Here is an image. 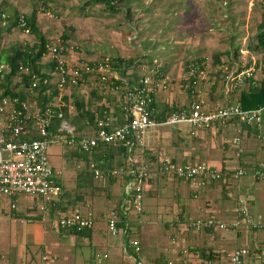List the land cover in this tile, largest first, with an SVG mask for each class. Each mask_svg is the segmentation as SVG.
<instances>
[{"label": "crops", "instance_id": "0c3cea01", "mask_svg": "<svg viewBox=\"0 0 264 264\" xmlns=\"http://www.w3.org/2000/svg\"><path fill=\"white\" fill-rule=\"evenodd\" d=\"M5 11L8 14V5ZM0 12L3 11L0 9ZM52 62H42V72L48 73ZM63 62L68 67L73 66L64 59ZM167 62V65L158 61L152 67L151 64L147 65L149 73L154 72L150 80L157 119L161 120L169 112L187 108L192 103L202 102L204 108H212L227 102L224 94L225 79L232 76L238 67L230 73L224 72L226 69L222 70V101L208 105L199 86L189 91L190 88L184 85L186 80L191 84L196 74H190L192 65L186 76L178 68L182 65L180 62ZM170 65L178 71L176 77L167 71L171 69ZM141 68L144 69L143 64L131 67L122 76L115 70L109 75L112 83L124 82L130 77L134 82L147 75L144 71L140 72ZM263 76L259 68L256 81H260ZM50 77L51 87L45 93L47 98H51L48 104L54 110L62 111L66 121L74 128L76 124L80 126L82 123L76 121L78 111L74 114L76 111L72 102L74 105L76 102L83 103L85 110L89 109L95 114L103 109L107 119L116 125L121 124L119 97L113 92L112 96L108 95L106 83H101L103 87L98 89L95 75H88L77 87L64 89L56 86L55 75ZM247 87L248 84L240 92ZM261 115L259 128L239 124L233 119L206 128L196 129L186 124L161 125L149 131L148 145L142 148V156H131L137 165L149 164L154 167L160 158L167 157L179 164L203 161L223 172L220 180L199 188L172 176H160L153 172L145 185L143 202L145 197L164 201L159 207L161 220H155L156 225H150L147 219H143V215L148 214L144 212V203L143 212L139 216L123 213L122 203L128 176L116 178L106 177L105 174L96 176L95 173L92 176V166H97V163L92 158L78 155L77 148L67 146L63 140L58 139L56 142L59 141L63 147V158L58 166L51 164L53 168L62 171V177L58 179L61 188L58 200L41 213L40 201L34 197H0V203L7 202L11 208L6 212L0 204V264H224L239 247L249 251L243 258V264H264V229H252L240 217L241 224L236 230L213 228L195 232L190 227V222L199 217L212 216L227 223L233 222L238 209H242L254 222L264 223V179L256 176L259 171H264V108ZM237 136L239 141L233 142ZM123 159L115 158L113 168L119 167ZM70 162L74 168L68 167ZM238 169L246 173L233 178L232 175ZM76 211L93 217L94 223L90 229L76 234L57 225L58 219L71 216ZM112 211L119 217L120 228L122 223L129 225L130 232L126 236L121 233L113 236L109 233L107 221ZM140 225L145 226H142L145 231L149 228H156L157 231L144 237L139 232ZM163 228L161 232L159 229ZM130 238L138 242L139 253L129 244ZM202 249L214 255H210L209 260L203 259L200 254ZM104 255L107 258H103Z\"/></svg>", "mask_w": 264, "mask_h": 264}, {"label": "built area", "instance_id": "2783aa9c", "mask_svg": "<svg viewBox=\"0 0 264 264\" xmlns=\"http://www.w3.org/2000/svg\"><path fill=\"white\" fill-rule=\"evenodd\" d=\"M20 24L25 25L21 16ZM63 48L50 45L47 47V53L44 56L49 57L55 64L43 79V85H51V77L56 76V86L59 89L70 88L80 84L84 76L98 73L103 84L119 97L118 106L121 112L123 122L119 125L114 124L109 119L97 120L96 131L93 135L75 139L74 127L67 121L62 120L59 131L64 134L52 133L50 126L53 116L56 114L53 107L48 106L43 112H40L37 105L35 112L30 113L29 101L37 96L35 89L39 85V79H33L27 91L26 101H21L18 96H4L0 100V197L16 198L18 196L34 197L40 201L41 213H44L50 206L58 200L61 195V188L58 182L62 177V171L51 166L47 155V150L58 139L63 140L67 146L75 147L79 151L90 155L98 144L126 147L128 151L134 148H145L148 145L149 131L161 125L175 126L186 124L193 128H206L215 123H223L229 120H236L239 124L259 128L262 122V109L244 110L238 103L241 97L240 90L246 84H254L256 81V61L248 63L243 67H238L232 76L226 77V89L224 94L227 96V102L224 105L212 108H204L202 102L192 103L187 108L171 114L166 120L158 123L150 109V104L154 101L153 89L151 88V76L154 72L140 78L138 84L134 87L126 85L119 86L112 83L109 73L114 70V63L109 58L96 62L79 63L68 67L63 60L59 59ZM24 74L27 69L20 67ZM6 70L5 66H0V70ZM194 66L190 67V74L196 72ZM86 77V78H87ZM123 82V81H122ZM0 92V96H1ZM59 118L61 113H57ZM30 126V127H29ZM63 136V137H62ZM67 136V137H64ZM239 136L234 137L233 142H238ZM132 164L135 161L128 158ZM139 167L127 170L125 166L113 168L105 173L106 177L123 178L128 176L125 195L123 197V213H131L134 216L142 214L143 196L145 185L153 172L160 176H172L176 179L188 182L191 186L199 188L213 181L222 178V171L216 170L203 161L196 164H179L173 160L162 157L154 167L151 165H138ZM96 176L103 175L101 171L94 172ZM246 172L238 169L232 175L233 178L241 177ZM256 176L264 179V171H259ZM14 208V205L12 206ZM240 218L252 229L256 227L264 229V223H256L243 212L237 210L236 220L227 223L215 217H199L190 222V227L195 232L200 230H209L221 228L224 230H236L240 227ZM94 219L90 215H81L77 211L75 214L63 217L57 220V225L65 230L82 232L90 229ZM119 217L115 211H112L108 221V231L111 235L122 234L124 236L129 232V225L124 224L119 227ZM136 253L140 252L138 242L128 240ZM249 254L245 248H236L229 256L226 264H243V258ZM100 259L99 256H97ZM103 258H107L106 255ZM141 262H139L140 264ZM142 264V263H141ZM152 264H167L152 263Z\"/></svg>", "mask_w": 264, "mask_h": 264}, {"label": "rangeland", "instance_id": "374dc122", "mask_svg": "<svg viewBox=\"0 0 264 264\" xmlns=\"http://www.w3.org/2000/svg\"><path fill=\"white\" fill-rule=\"evenodd\" d=\"M85 1L45 0L44 6L41 0H0V9L6 15L8 5V14L16 9L25 16L36 9L39 29L49 41L50 48H63L59 59L73 66L87 61L101 62L106 58L111 61L114 58H131L144 65L140 72L148 74L147 65L151 64L152 67L157 61L167 65L169 61L171 64L180 62L182 65L178 68L187 76L188 66L194 64L196 59H204L193 87L199 86L208 105L222 101V70L230 73L251 60L259 65L264 60V55L247 48L254 42L256 29L261 23L264 0H129V12H125L126 5H123L116 14H110L104 6L96 3L85 5ZM20 28H14L9 37L1 38L0 44L5 48L15 41L18 44H33L35 38ZM62 35L67 37L64 42ZM216 54L222 55L224 65L215 64L213 56ZM51 61L45 57L41 63ZM170 66L171 69L167 71L176 77L178 71ZM90 75H95L98 89L103 87L98 73ZM184 85L191 87L189 80ZM106 89L108 95L112 96L110 88ZM36 103L35 98L29 101L30 113L35 112ZM72 106L76 111L73 102ZM59 143H54L47 150L53 166H58L63 158V147ZM68 167L74 168V165L70 162ZM163 202L145 197L144 212L148 214L143 215V219H147L150 225H156L155 220H161L159 207ZM0 204L6 212L11 209L7 202ZM142 226L138 229L144 237L157 231L156 228L145 231ZM159 230L163 232L164 228Z\"/></svg>", "mask_w": 264, "mask_h": 264}, {"label": "trees", "instance_id": "16d2710c", "mask_svg": "<svg viewBox=\"0 0 264 264\" xmlns=\"http://www.w3.org/2000/svg\"><path fill=\"white\" fill-rule=\"evenodd\" d=\"M43 2V5L45 6V0H41ZM129 0H86V4H92L96 3L97 5L104 6L110 14H116L120 12L122 9V6L126 5L124 10L126 13L129 12V7L127 5ZM4 14L0 12V39L5 38L8 35L11 34L12 30L16 27H21V30H24L28 34L35 37L36 42L32 45L29 44H18V42H13L6 48L3 47L0 44V66H5L6 70H0V100L4 96H18L21 101H26L28 96V89L31 85V82L33 79H39V85L35 89V92L37 93V96L35 99H37V107L40 110V112H43L49 105V101H51V98H47L45 96V93L50 89V85H43V79L47 78V74L45 72H42L43 69V63L41 61L43 60L44 56L47 53V47L50 45L47 38L42 34L40 31V27L37 23V10L33 9L32 13L29 16H25L23 14H20L16 9L12 10L9 14ZM21 16L23 17L25 25L20 24ZM2 22H4L2 24ZM261 23L258 26V29H256V34L254 35V42L248 45V50L251 52H256V54H262L264 55V7L262 11V17H261ZM67 39L65 35H62L63 42ZM235 53L237 51L235 50ZM222 55L216 54L213 56V59H215L216 65H223L222 62ZM114 70L118 72L119 75H123L126 70H130L131 67L139 65V62L136 60L133 61L127 58H114ZM203 61L204 59H196V62L192 64L195 68H197L195 76L191 79L190 86L193 88V85L195 84L197 73H199V70L203 68ZM52 62V61H51ZM95 63V62H94ZM94 63H91L93 65ZM252 63V60L249 62ZM55 64V63H54ZM52 62V68L54 66ZM261 69L264 73V60L260 63ZM257 62L255 65V68L258 69L260 66ZM20 67H24V69H27V73L24 74ZM189 67L187 70H189ZM87 75L84 76V79L80 82V84L85 80ZM137 76H134V78ZM49 78V77H48ZM139 80H136L132 82L131 77L127 80L126 85L128 87H134L136 84H138ZM114 84L119 86H124L125 82L122 81H115ZM190 87L189 91L192 90ZM190 93V92H189ZM241 97L239 98L238 103L240 104V107L244 110H257V109H263L264 108V76L260 81H255L254 84H249L248 87L240 92ZM155 101V97H154ZM154 101L150 104V109L154 112V119L161 123V121L166 120L171 114L176 113L178 111H181L184 108H180L178 110H174L169 112L168 115L161 118V120L157 119L156 115V108ZM76 110L78 111V114L76 115V121L79 124V121L82 123V125L75 126V139H80L82 137H88L89 135H93L96 131V121L97 120H105L108 118L106 112L100 110L98 114H95L94 111L85 110V106L83 103H75ZM65 111V109H64ZM55 115L52 118L50 131L52 133H58V134H64L63 132L59 131L60 123L62 120L66 121L65 114L62 111H59V109H55ZM57 113H61L62 117L59 118ZM74 118V119H75ZM55 122V124L53 123ZM122 116H121V122L122 123ZM30 127V126H29ZM131 153V156H142L141 150L139 148H134L132 151H128L127 148L122 146H113V145H106V144H98L93 152L90 155H87L81 151H79L78 155H82L85 158H92L97 163V166L94 164L92 166V170L95 172L97 170L101 171L104 175L105 173L109 172L110 170L115 167L114 160L115 158L122 157L124 158L122 162H119L118 166H125V169L131 170L134 168H138L139 166L135 163L132 164L130 159L128 158V154ZM99 166V167H98ZM94 172H92V176H94ZM124 223H122L121 226H123ZM120 226V225H119ZM71 232L79 234L81 232H76L71 230ZM83 232V231H82ZM130 232V230H129ZM201 257L203 259H208L210 255L213 253H209L207 250L202 249L201 250ZM214 255V254H213ZM212 260V259H211ZM159 263V262H157Z\"/></svg>", "mask_w": 264, "mask_h": 264}]
</instances>
